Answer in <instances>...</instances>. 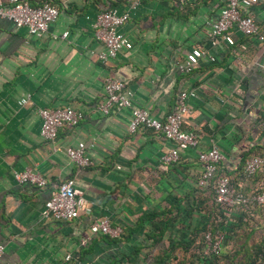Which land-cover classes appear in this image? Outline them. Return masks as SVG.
Masks as SVG:
<instances>
[{
  "label": "crops",
  "instance_id": "crops-1",
  "mask_svg": "<svg viewBox=\"0 0 264 264\" xmlns=\"http://www.w3.org/2000/svg\"><path fill=\"white\" fill-rule=\"evenodd\" d=\"M27 1L51 3L58 15L40 36L28 35L24 28L0 18V242L4 246L0 264H67L65 255L88 264H110L119 258V249L130 245L124 239L126 232L143 213H174L175 204L187 206L188 201L193 209L188 236L197 217H206L198 206H208L212 194L195 184L201 170L195 151L181 152L176 163L162 165L158 158L171 143L159 133L143 128L129 133L127 108L97 113L94 108L102 99L106 77L123 82L133 92L132 104L157 119L173 109L180 91L193 90L195 97L187 99L181 129L197 136L198 149L218 147L224 155L218 172L233 185L246 193L255 189L258 177L245 178L240 169L249 155L264 152V42L234 33L232 45L220 42L208 48L213 62L199 61L188 74L175 68L192 47H207L204 23L216 18L221 0H139L118 29L131 48L105 63L96 58L102 45L90 23L97 11L125 10L130 0ZM250 13L264 22V0H257ZM64 31L67 35L60 38ZM26 94L29 100L18 104ZM66 105L82 113L79 123L58 128L53 141L42 140L37 109ZM78 141L89 146L90 164L83 168L75 167L63 152ZM24 168L36 171L45 187L17 184L12 173ZM67 179L84 199L85 210L71 221L40 219L49 193ZM99 217L120 227L123 240L117 245L109 237L89 233L90 223ZM232 217L231 231L240 234L235 246L249 242V228L262 234L264 210L254 212L247 222L242 211ZM172 224L162 237L164 245L168 236L179 240L181 229ZM224 228H218L222 235ZM158 245L152 255L159 251ZM193 245H188V264H239L246 259L238 245L240 254L235 252L232 263L196 259ZM173 254L179 258L177 250Z\"/></svg>",
  "mask_w": 264,
  "mask_h": 264
},
{
  "label": "built area",
  "instance_id": "built-area-1",
  "mask_svg": "<svg viewBox=\"0 0 264 264\" xmlns=\"http://www.w3.org/2000/svg\"><path fill=\"white\" fill-rule=\"evenodd\" d=\"M257 0H221L216 18L206 21L202 30L207 41V47H192L183 57L175 62L176 70L181 74H188L198 65L199 61L213 62L214 56L208 48L218 46L220 42L233 44L234 33L249 37L258 43L264 42V22L259 23L250 13V8ZM139 0H130L127 8L118 11L115 7H106L95 13L90 27L95 38L101 43L102 49L96 53V58L105 63L113 59L120 51L131 48L130 40L119 32V27L128 19L130 10H134ZM58 9L55 5L42 2L32 5L27 0H0V18L7 19L16 27L25 29L28 35L40 36L48 31L51 23L55 21ZM67 32L61 33L64 38ZM133 92L123 82L112 77L103 81V95L100 102L95 105V111L102 115L122 108L129 109L127 130L134 133L138 128L151 129L159 133L171 146L158 158L162 165L176 163L181 152L194 150L201 170L195 182L197 187H208L212 191L214 202L236 208L238 205L264 207V177L256 183L258 191L244 196L234 190L228 176L218 172V164L224 159L223 153L214 144L206 149H198L197 136L190 131L181 129L182 119L188 113L187 99L195 97L193 90L180 91L174 101V107L162 119L153 117L143 107L132 104ZM29 100L26 94L18 100V104H25ZM40 119L39 136L44 141H53L57 129L62 126L75 127L82 118V113L70 106L54 108H38ZM89 146L83 141L63 148L65 156L75 167L83 168L90 164L88 155ZM264 169V155L251 154L242 162L241 170L245 178H249ZM13 180L20 185H30L44 188L46 181L30 168H24L12 173ZM85 210V201L73 188V181L67 179L52 190L42 204L39 218L42 220L71 221ZM89 233L117 238L121 232L120 227H112L106 217H99L90 223ZM229 242V241H228ZM229 247V246H228ZM223 239L218 234L206 231L203 234L199 253L208 258L218 256L225 248ZM4 246L0 242V257ZM67 264H88L65 255L63 259ZM136 264H148L139 261ZM264 264V260L262 261Z\"/></svg>",
  "mask_w": 264,
  "mask_h": 264
},
{
  "label": "trees",
  "instance_id": "trees-1",
  "mask_svg": "<svg viewBox=\"0 0 264 264\" xmlns=\"http://www.w3.org/2000/svg\"><path fill=\"white\" fill-rule=\"evenodd\" d=\"M255 154L264 155V152H257ZM240 173L242 174V170L240 169ZM226 175V174H225ZM256 179H261L264 177V169L262 172H258L255 174ZM253 175V176H255ZM227 176V175H226ZM229 178V177H228ZM250 178V177H249ZM230 180V178H229ZM256 180V181H258ZM230 184L234 188V190L241 192L244 196L247 194L253 193L258 191V189H254L250 193H246L243 190L238 189L235 185L232 184L230 180ZM200 189L209 190L208 187H199ZM212 194V191L209 190ZM187 206L179 207L175 204L174 209L175 212L173 213L171 210L167 211H160V212H147L143 213L136 221V223L128 228L126 232V236L124 237L126 242H129L130 245L126 248L119 249V258L116 259L114 257L111 259L110 264H115L122 262L123 260L126 261L128 264H136L139 261L146 260L148 264H187L188 263V245L193 244L191 247V252L194 254L196 259H225L232 263V256L236 253H239L238 248H243L244 256L246 259L239 261V264H262L264 260V227L262 230V234H259L256 228H249L250 230L247 231L249 236V242H245L244 245L239 246L236 244V238L240 236V234L232 233L231 227L233 225V217L232 213L235 211H242L244 214L243 219L247 221H251L252 214L254 212L259 213V211L264 210L262 206H244L238 205L236 208H232L229 206L221 205L213 201L212 196L208 200L207 205L198 206L200 210H203L206 214V219L203 216H198L195 227L190 232L188 236V218H190L192 212V205L186 203ZM213 209V211L211 210ZM215 209V210H214ZM170 212V213H169ZM213 212V213H212ZM168 213V214H167ZM225 214H227L225 216ZM224 216V217H223ZM223 217V218H222ZM218 218V219H217ZM182 223L181 224V234L179 235V240L172 241L169 236L167 237V244L164 245L162 241V237H164L165 232L167 231L168 227L172 226V223ZM186 222V223H185ZM228 222V223H227ZM221 223V224H220ZM227 223V224H226ZM222 225L225 227V231H223V235L219 232L218 228ZM144 227H147V231H143ZM247 227V225H246ZM183 230V231H182ZM206 231H210L212 234H218L223 239V246L228 247L225 248L218 256H212L208 258H204L200 255L199 250L202 244L203 234ZM245 231V230H244ZM137 235H141L142 239H137ZM235 235L237 237H235ZM121 232L117 238H111L110 242L117 245L123 238L121 237ZM107 238L108 236H105ZM229 239L227 241V238ZM122 238V239H121ZM257 239V242L254 241ZM149 241V245L143 246V242ZM158 245V252L155 255H152V249L155 245ZM143 250V251H142ZM178 251L180 253V257L177 259L176 256L173 254L174 251ZM142 251V252H141ZM240 254V253H239ZM140 256L143 259H140ZM179 256V255H178ZM126 258V259H122ZM174 259V260H173ZM231 259V260H230ZM82 261L81 259H78ZM83 262V261H82ZM238 264V263H237Z\"/></svg>",
  "mask_w": 264,
  "mask_h": 264
},
{
  "label": "rangeland",
  "instance_id": "rangeland-1",
  "mask_svg": "<svg viewBox=\"0 0 264 264\" xmlns=\"http://www.w3.org/2000/svg\"><path fill=\"white\" fill-rule=\"evenodd\" d=\"M185 223H186V222H185ZM177 224L179 225L178 227H179V229H180L182 223L179 222V223H177ZM179 229H178V230H179ZM179 257H180V254H179ZM173 260H174V259H173ZM187 260H188V259H187ZM187 264H188V263H187Z\"/></svg>",
  "mask_w": 264,
  "mask_h": 264
}]
</instances>
